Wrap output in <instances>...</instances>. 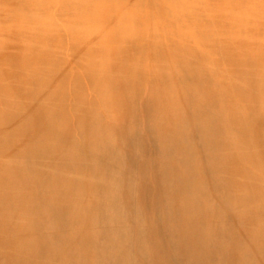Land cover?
I'll use <instances>...</instances> for the list:
<instances>
[{
	"label": "bare ground",
	"instance_id": "6f19581e",
	"mask_svg": "<svg viewBox=\"0 0 264 264\" xmlns=\"http://www.w3.org/2000/svg\"><path fill=\"white\" fill-rule=\"evenodd\" d=\"M0 264H264V0H0Z\"/></svg>",
	"mask_w": 264,
	"mask_h": 264
},
{
	"label": "rangeland",
	"instance_id": "374dc122",
	"mask_svg": "<svg viewBox=\"0 0 264 264\" xmlns=\"http://www.w3.org/2000/svg\"><path fill=\"white\" fill-rule=\"evenodd\" d=\"M123 150H124L125 153H127V154H129V155L132 154V152H133L132 149L129 148V147H127V148L124 147ZM135 176H136V180H137V179H139V176H140V175H139V173H136ZM135 200H136V202H140L138 196H135ZM149 251H150V254H151V256H152V255L154 254V248L152 247L151 244H150V246H149ZM136 258H141V257L137 255Z\"/></svg>",
	"mask_w": 264,
	"mask_h": 264
}]
</instances>
